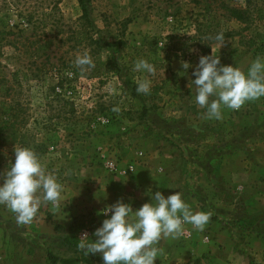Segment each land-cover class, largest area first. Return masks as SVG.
<instances>
[{"label": "rangeland", "instance_id": "rangeland-1", "mask_svg": "<svg viewBox=\"0 0 264 264\" xmlns=\"http://www.w3.org/2000/svg\"><path fill=\"white\" fill-rule=\"evenodd\" d=\"M221 32L222 46L214 39ZM207 46L221 65L247 73L264 58V0H0V173L15 163L14 147H25L62 185L59 209L42 202L30 225L18 226L0 205V264H103L101 254L78 251L81 234L94 240L111 215L98 213L121 198L133 211L148 202L135 175H111L103 162L132 164L135 173L168 151L152 135L169 134L157 133V122L213 123L188 86ZM84 53L95 67L81 73L74 61ZM141 58L154 76L133 72ZM145 77L149 95L136 92ZM263 103L230 116L256 119ZM213 227L210 219L203 231L191 227L189 240L162 238L154 264H232ZM37 233L46 241L34 242Z\"/></svg>", "mask_w": 264, "mask_h": 264}, {"label": "clouds", "instance_id": "clouds-1", "mask_svg": "<svg viewBox=\"0 0 264 264\" xmlns=\"http://www.w3.org/2000/svg\"><path fill=\"white\" fill-rule=\"evenodd\" d=\"M214 39L225 44L224 33ZM187 70L190 64L181 61ZM74 66L81 73L93 69L95 64L87 53L75 58ZM133 72H144L154 76L156 68L145 59H137ZM69 76L72 73H68ZM196 77L188 86L196 89L195 102L206 109L205 118L222 120V109L240 110L247 102L264 97V58L257 57L247 73L233 65H221L220 57L214 54L202 55L193 72ZM136 92L149 95L151 80L137 79ZM114 113L120 108L113 107ZM15 163L0 173V205L15 215L18 226L30 225L37 215L41 203H50L55 213L60 206L62 185L56 176L48 172L37 154L30 148L14 147ZM110 218L103 220L89 240L84 232L79 238L78 251L85 256L89 253L102 255L103 264H154L159 249L155 247L162 238H177L184 233V225L190 224L194 230L203 231L210 222L211 212H196L182 199L180 192L167 198L156 191L150 203H144L133 211L123 199L105 207L99 215Z\"/></svg>", "mask_w": 264, "mask_h": 264}, {"label": "crops", "instance_id": "crops-1", "mask_svg": "<svg viewBox=\"0 0 264 264\" xmlns=\"http://www.w3.org/2000/svg\"><path fill=\"white\" fill-rule=\"evenodd\" d=\"M260 112L256 119L237 120L223 108V119H213L209 128L157 122V133L169 132L167 138L151 133L168 151L151 156L134 173L148 189L147 203L156 191L165 198L180 192L193 213L211 212L232 264H264V109ZM42 235L35 234L34 242L46 241Z\"/></svg>", "mask_w": 264, "mask_h": 264}, {"label": "built area", "instance_id": "built-area-1", "mask_svg": "<svg viewBox=\"0 0 264 264\" xmlns=\"http://www.w3.org/2000/svg\"><path fill=\"white\" fill-rule=\"evenodd\" d=\"M141 157H142V153L139 154L138 159H141ZM103 165H104L105 170L111 175H115V176H119L123 178H126V177L130 178L134 175V165L132 164L121 165V163L114 158L113 159L108 158L104 160ZM191 227L192 226L190 224L184 225L185 230L182 236L186 240H189L192 238L193 229H191Z\"/></svg>", "mask_w": 264, "mask_h": 264}, {"label": "trees", "instance_id": "trees-1", "mask_svg": "<svg viewBox=\"0 0 264 264\" xmlns=\"http://www.w3.org/2000/svg\"><path fill=\"white\" fill-rule=\"evenodd\" d=\"M78 2L83 7V0H78ZM83 11H84V8H83ZM239 44L242 45V43H239ZM201 52H202V55H210V48L208 46L207 47H204V48H201ZM81 255H83V257H85L84 254H81ZM77 260H79V259H77Z\"/></svg>", "mask_w": 264, "mask_h": 264}]
</instances>
